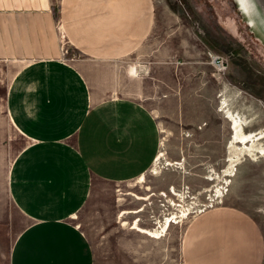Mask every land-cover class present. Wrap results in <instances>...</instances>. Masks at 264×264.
Returning a JSON list of instances; mask_svg holds the SVG:
<instances>
[{"label":"crops","instance_id":"0c3cea01","mask_svg":"<svg viewBox=\"0 0 264 264\" xmlns=\"http://www.w3.org/2000/svg\"><path fill=\"white\" fill-rule=\"evenodd\" d=\"M176 23L159 0H0V189L26 220L10 264L96 263L80 218L98 184L139 180L163 153L147 100L177 86L159 66ZM182 253L262 264L264 236L222 205L191 220Z\"/></svg>","mask_w":264,"mask_h":264},{"label":"rangeland","instance_id":"374dc122","mask_svg":"<svg viewBox=\"0 0 264 264\" xmlns=\"http://www.w3.org/2000/svg\"><path fill=\"white\" fill-rule=\"evenodd\" d=\"M159 1L177 14L163 34L174 40L163 41L159 63L162 82L177 86L162 89L161 105L147 100L160 123L164 156L144 180L95 187L80 218L95 264H185L188 224L222 205L246 211L264 236V155L233 151L226 118L229 109L245 120L247 133L264 129V42L235 0ZM2 97L0 88L3 114ZM122 210L129 213L121 217ZM135 222L152 235L133 229ZM25 224L0 189V264H10Z\"/></svg>","mask_w":264,"mask_h":264},{"label":"bare ground","instance_id":"6f19581e","mask_svg":"<svg viewBox=\"0 0 264 264\" xmlns=\"http://www.w3.org/2000/svg\"><path fill=\"white\" fill-rule=\"evenodd\" d=\"M222 103H223V111H224V109L227 108L228 102L224 100ZM227 114L228 115L226 118H228L229 121L231 122V130H232L231 149H233V151H235L236 153H242L246 151L249 154H253L254 152H257L264 155V145H262L260 142L261 140L264 139V129H261L257 132L247 133L245 131V122H244L245 120H243V118L240 117V115L233 114L229 109L227 110ZM163 156L164 153H161L157 160H160ZM144 179L145 177L141 178V180ZM127 213L129 212L123 211L121 216ZM126 223L127 222H125V224ZM132 228L140 232L152 235V233L149 230L142 228L137 222L134 223Z\"/></svg>","mask_w":264,"mask_h":264},{"label":"water","instance_id":"95a60500","mask_svg":"<svg viewBox=\"0 0 264 264\" xmlns=\"http://www.w3.org/2000/svg\"><path fill=\"white\" fill-rule=\"evenodd\" d=\"M253 31L264 42V0H235Z\"/></svg>","mask_w":264,"mask_h":264},{"label":"built area","instance_id":"2783aa9c","mask_svg":"<svg viewBox=\"0 0 264 264\" xmlns=\"http://www.w3.org/2000/svg\"><path fill=\"white\" fill-rule=\"evenodd\" d=\"M65 52L67 53V52H68V50H66ZM215 61H216L217 63H220V60H219V58H215ZM204 210H206V208H205ZM204 210H203V211H204ZM201 212H202V211H201Z\"/></svg>","mask_w":264,"mask_h":264}]
</instances>
